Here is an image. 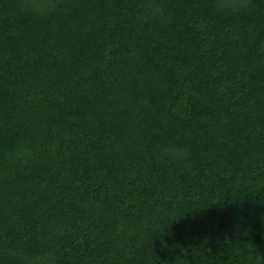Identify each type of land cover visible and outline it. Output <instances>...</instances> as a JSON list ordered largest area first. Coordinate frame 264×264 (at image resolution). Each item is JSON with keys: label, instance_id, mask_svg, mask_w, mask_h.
<instances>
[{"label": "trees", "instance_id": "trees-1", "mask_svg": "<svg viewBox=\"0 0 264 264\" xmlns=\"http://www.w3.org/2000/svg\"><path fill=\"white\" fill-rule=\"evenodd\" d=\"M0 264H264V0H0Z\"/></svg>", "mask_w": 264, "mask_h": 264}, {"label": "clouds", "instance_id": "clouds-1", "mask_svg": "<svg viewBox=\"0 0 264 264\" xmlns=\"http://www.w3.org/2000/svg\"><path fill=\"white\" fill-rule=\"evenodd\" d=\"M149 15L155 18H160L163 15V12L160 10L159 7H154L153 10L149 12Z\"/></svg>", "mask_w": 264, "mask_h": 264}]
</instances>
